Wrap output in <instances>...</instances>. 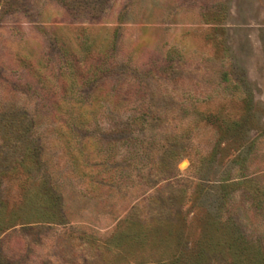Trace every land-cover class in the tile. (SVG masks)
I'll return each mask as SVG.
<instances>
[{
  "label": "rangeland",
  "instance_id": "1",
  "mask_svg": "<svg viewBox=\"0 0 264 264\" xmlns=\"http://www.w3.org/2000/svg\"><path fill=\"white\" fill-rule=\"evenodd\" d=\"M0 264H264V0H0Z\"/></svg>",
  "mask_w": 264,
  "mask_h": 264
}]
</instances>
